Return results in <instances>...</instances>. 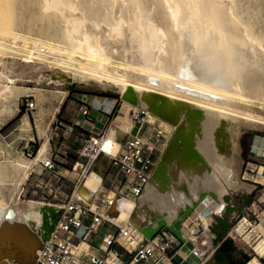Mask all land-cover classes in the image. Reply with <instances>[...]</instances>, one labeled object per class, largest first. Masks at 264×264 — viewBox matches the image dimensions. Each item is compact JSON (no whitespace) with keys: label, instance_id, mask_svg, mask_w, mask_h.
<instances>
[{"label":"bare ground","instance_id":"1","mask_svg":"<svg viewBox=\"0 0 264 264\" xmlns=\"http://www.w3.org/2000/svg\"><path fill=\"white\" fill-rule=\"evenodd\" d=\"M26 1L10 2L24 6ZM241 1L37 0L41 14L56 12L63 24L59 29L47 26L43 39L12 29L8 34L0 22V98H16L17 77L5 73L14 64L26 78L31 77L28 68L49 70L61 94L85 85L120 97L118 122L102 138L101 153L73 192L74 199L93 209L106 191L103 180L113 157L133 129L130 109L136 116L146 113L152 125L158 121L171 128L142 195H120L110 213L118 221L130 218L139 238L151 239L146 233L168 226L186 241L184 252L187 241L193 244L197 238L184 227V219L196 210L204 219V235L214 243L218 234L230 232L250 200L227 192L244 186L233 166L238 137L245 127H264L262 114L249 110L264 107V23L248 5L245 16ZM6 51L24 58L11 59ZM48 144L45 139L34 161L48 151ZM193 177L205 181L191 192L184 182ZM18 191L14 205L0 199V264H35L45 242L44 203L23 201ZM254 250L263 256L264 241ZM210 252L197 258L198 264H225ZM246 264L262 263L253 257Z\"/></svg>","mask_w":264,"mask_h":264},{"label":"rangeland","instance_id":"2","mask_svg":"<svg viewBox=\"0 0 264 264\" xmlns=\"http://www.w3.org/2000/svg\"><path fill=\"white\" fill-rule=\"evenodd\" d=\"M10 1L11 0H0V3L4 2L5 4V8L4 5L1 6L2 4H0V7H2L1 14H3V16L5 15V17H3L0 14L2 18H0V22L1 26L8 30V34L12 29L18 30L26 35H32V37L35 36L46 39L45 31L47 26H55L59 29L63 24L56 16V12H48L45 15L41 14V7H39L40 4L37 5V0H31L33 2L28 0L29 2L26 1L24 6L17 5L16 3H13V5ZM249 1L250 0H242L240 4L241 8L243 7V3L245 4L244 6L247 7V9L243 7V10H246V13L244 12L245 16L249 15L247 14L249 10H255L259 22L263 24L264 0H262V2L261 0H251L248 4ZM247 5L251 9H249ZM14 11V16L17 13L21 16V11H24V15H26L25 17H20L17 14L18 17H14ZM258 12L260 14H258ZM29 27H31V29ZM53 39L56 40V37H53ZM5 55L20 62L24 58V55H15L7 51ZM10 55H12V57ZM35 58L36 64H39L41 62L40 59L37 57ZM14 65H12L13 67L10 69H7L5 73L9 72L7 75L11 73L9 77H17L15 78V80H17L15 83L18 88L17 94L15 95L16 98L14 97L15 99L11 100L8 98H0V199H4L14 205L17 202L18 190L20 189L21 194L19 197H21L23 201L34 200L48 203L54 205L53 207L58 209L73 194L75 188L84 182L91 171V166L90 169H86L87 158L82 156L88 153L86 149L87 141L90 137H96L97 135L104 137L109 128L117 124L116 114L119 112V107L121 108V99L120 97L108 94L104 90H99V88L97 89L94 86L86 87L85 85H79L80 87L75 85L70 89H66V94H61L56 91L55 86L57 85L52 83L51 72L49 70H36L37 66L28 68L27 72H29L31 77L26 78L21 76L20 70ZM19 76L20 78H18ZM57 88L61 87L57 86ZM27 89L28 92L25 91ZM95 99L102 101V104L98 106L99 109L94 104ZM27 101L35 103V108L27 110L25 107ZM79 104L89 106L92 118L82 115ZM258 107L259 106H252L249 110L253 113L262 114L264 117V107ZM94 115H99L98 121L95 120ZM130 118L133 120L132 134L145 141H150V137L152 136L155 138L152 140L154 142L157 132H162L163 135L158 138L159 141L154 143L158 149L163 150L171 135V128L161 126L158 121L152 125L146 113L142 112L136 116L132 108L130 109ZM168 129H170V131ZM45 139L49 140L48 151L36 162L34 158L37 156ZM237 145L236 148H238V150L235 152L234 160L237 164L234 165L233 162V166L235 168L238 166L239 169L236 168L234 170L235 173H237L236 175L239 182H242L245 186L243 187H249V192L247 193V188L244 189L243 187L241 189L230 187L229 190L230 192L234 191L232 193H243L250 197L249 204L240 219L218 245L209 241L208 237L204 235V219L198 214V211L194 210L191 212V214L184 219L183 224L186 229L195 232V235L193 234L195 237L201 235L199 241H203L205 244L209 245V250L212 252L208 255L214 256L220 263L246 264L251 258L257 257L261 263L264 264V255L260 256L254 250L256 244L262 240L264 241V127L243 128L238 137ZM27 147H31V149L35 151L32 158L26 157L24 154ZM160 155L157 153V158ZM49 156H52L55 161L60 164L59 171L62 176H58L54 173L46 174L42 171L40 161L47 159ZM237 159L239 160L237 161ZM239 161L240 163H238ZM75 164H77V166L73 169ZM21 165L25 166L21 167ZM27 165L28 167H26ZM33 166L35 168V173L32 178H29L28 169ZM211 169H214L212 165ZM193 178L187 179V181L184 182L188 190L192 188L191 192L196 189L194 187H197L199 183L205 181V178ZM80 180L81 183H79ZM121 180V173H119L117 169H112L105 181L103 180V186L107 188L108 192L100 193L97 206H103L102 200L105 196L108 194L113 195L118 187L121 188ZM191 180L193 181L192 183H190ZM194 181L196 183H194ZM195 184L197 186H195ZM191 185L193 187H191ZM249 189H251V192ZM169 212L172 213L171 210ZM227 240L233 241L230 250L226 248L222 249V246H220ZM105 249L106 247H102V250ZM243 261L246 263H242Z\"/></svg>","mask_w":264,"mask_h":264},{"label":"built area","instance_id":"3","mask_svg":"<svg viewBox=\"0 0 264 264\" xmlns=\"http://www.w3.org/2000/svg\"><path fill=\"white\" fill-rule=\"evenodd\" d=\"M25 107L32 110L35 103L27 101ZM79 107L84 117L92 118L89 106L82 104ZM132 130L114 155L110 170L117 169L121 173V188L113 195L105 196L103 206H96L95 209L77 201L72 194L58 208L59 216L54 230L45 240L35 264H112L110 261L113 264H163L170 259L171 253L184 245L172 231L165 228L152 239L139 238V232L130 218L118 221L110 213L113 202L120 195L134 199L142 195L156 167L159 158L157 153L160 155L162 152L154 143L159 141L162 132H157L153 142L154 137L145 141L133 135ZM102 138L97 135L87 141L88 153L82 155L87 158L86 169H90L91 163L101 153ZM34 152L31 147H27L24 154L32 158ZM40 164L44 173L62 176L60 164L52 156L40 161ZM34 166L28 169L29 178L34 176ZM200 237L201 235L192 240V254L203 259L208 253L209 245L199 241ZM96 238L100 239L97 243ZM102 247L106 249L102 250Z\"/></svg>","mask_w":264,"mask_h":264},{"label":"water","instance_id":"4","mask_svg":"<svg viewBox=\"0 0 264 264\" xmlns=\"http://www.w3.org/2000/svg\"><path fill=\"white\" fill-rule=\"evenodd\" d=\"M110 170H111V166H110V169H109V171L107 173V176L109 175ZM58 216H59V210L54 208V207H52V206H49V207H47L44 210V212H43V226H42V229H43V232H44L43 234H44L45 240L49 237L50 233L54 230L55 222H56ZM164 228L172 231L176 235L177 238H179L182 242H184V239L177 232H175L174 230H172L168 226L159 227L158 229H155L153 231V233H146V235H147V237H150L152 239L153 237H155ZM227 234H221V233L218 234L219 237H218V239L215 240L214 244L215 245L220 244V241ZM232 244H233L232 240H227L226 242L222 243L220 246H222V249L226 248L227 250H230Z\"/></svg>","mask_w":264,"mask_h":264},{"label":"crops","instance_id":"5","mask_svg":"<svg viewBox=\"0 0 264 264\" xmlns=\"http://www.w3.org/2000/svg\"><path fill=\"white\" fill-rule=\"evenodd\" d=\"M94 104L95 106L98 108L99 105L102 104V101H98V99H95L94 100ZM99 109V108H98ZM95 117V120L98 121V118H99V115H94ZM40 151V150H39ZM39 153V152H38ZM106 179V178H105ZM104 179V180H105ZM81 183V180L80 182ZM106 188V187H105ZM119 189V187H118ZM104 192H108L107 188H106V191ZM227 192H230V190L228 189ZM100 199V198H99ZM44 210L51 206L52 204H48V203H44ZM54 206V205H52ZM101 210H103V208L101 207L100 208ZM188 230V229H187ZM189 231V230H188ZM191 232L195 233L194 231L190 230ZM189 231V232H190ZM100 239L99 238H96L95 239V242H98ZM94 242V243H95ZM187 243L189 244V247L188 249H185L184 252H182V249L184 248V246L186 245V241H184V245H182L176 252H173L171 253V257L169 260L165 261L163 264H198L199 261L197 259V257H195L193 254H192V248H193V244L191 243L190 240L187 241Z\"/></svg>","mask_w":264,"mask_h":264},{"label":"trees","instance_id":"6","mask_svg":"<svg viewBox=\"0 0 264 264\" xmlns=\"http://www.w3.org/2000/svg\"><path fill=\"white\" fill-rule=\"evenodd\" d=\"M242 263H246L245 261H243Z\"/></svg>","mask_w":264,"mask_h":264}]
</instances>
